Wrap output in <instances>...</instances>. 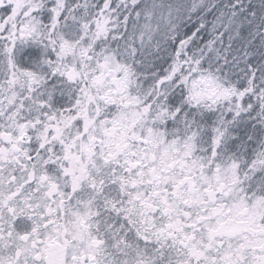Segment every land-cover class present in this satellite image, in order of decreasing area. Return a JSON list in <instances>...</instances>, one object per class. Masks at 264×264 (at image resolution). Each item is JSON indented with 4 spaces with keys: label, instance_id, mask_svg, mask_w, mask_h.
Returning <instances> with one entry per match:
<instances>
[{
    "label": "snow or ice",
    "instance_id": "1",
    "mask_svg": "<svg viewBox=\"0 0 264 264\" xmlns=\"http://www.w3.org/2000/svg\"><path fill=\"white\" fill-rule=\"evenodd\" d=\"M0 264H264V0H0Z\"/></svg>",
    "mask_w": 264,
    "mask_h": 264
}]
</instances>
